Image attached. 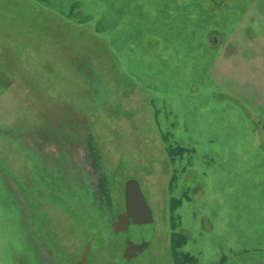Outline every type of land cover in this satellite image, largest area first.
<instances>
[{
    "label": "rangeland",
    "instance_id": "374dc122",
    "mask_svg": "<svg viewBox=\"0 0 264 264\" xmlns=\"http://www.w3.org/2000/svg\"><path fill=\"white\" fill-rule=\"evenodd\" d=\"M263 2L0 0V264H40L34 212L71 264L129 178L159 264L173 235L187 264H264V41L244 48ZM78 149L101 193L62 165Z\"/></svg>",
    "mask_w": 264,
    "mask_h": 264
},
{
    "label": "flooded vegetation",
    "instance_id": "af4514ba",
    "mask_svg": "<svg viewBox=\"0 0 264 264\" xmlns=\"http://www.w3.org/2000/svg\"><path fill=\"white\" fill-rule=\"evenodd\" d=\"M78 152L75 155H71V161L69 162H63L62 165H70L74 164L75 169L78 175H81L84 172L87 173L89 176V183H90V190L91 192H95V186L97 188L96 192L101 193V178L98 175H93L90 172V166L86 163L84 152L80 149L77 150ZM70 157V156H69ZM68 155H66V159L69 158ZM96 178L98 179V183L95 185ZM103 185V184H102ZM95 189V190H94ZM123 191H124V185H123ZM122 209L118 212L114 213V218L111 219L108 223H104L103 225H100L97 227L91 235L88 237L87 241L85 242V245L83 246L81 252L77 254L75 258L72 259L71 264H75L76 261L81 256L83 250L85 249L88 242L89 248L87 252L86 259L82 264H89L90 261V255L92 252L93 247H96V245L101 244L100 247H104L106 245L105 242H102L98 240L100 236L103 234V231H108L111 233V252L114 254V261L110 264H159V257L160 254H158L154 247H155V236L150 234L144 227V223H129L126 230H118L115 231L112 227V223L117 220V216L119 214L124 213L125 211V203H124V192H123V202H122ZM37 212H34V218L35 221L28 226H25L23 224L21 225V229H25L29 235V241L30 247H32V256H34L35 261L37 263V260H39L40 264H52L53 258L52 254L49 253V249L41 250L43 245H46L47 248H49V241L51 240L49 237H52V234L50 233L51 225H43L39 226L37 224L36 214ZM39 213V212H38ZM152 214V212H151ZM153 217H151L150 222H152ZM148 222V223H150ZM46 226V227H45ZM49 226V227H48ZM42 228V229H40ZM51 235V236H50ZM49 236V237H48ZM22 237H20L21 239ZM52 242V241H51ZM50 242V243H51ZM42 245V246H41ZM51 248L56 251V253L59 255L58 258L61 259V254L58 250L53 246H50ZM156 248V247H155ZM163 248L160 247V249L156 248V250L161 251ZM48 250V251H47ZM171 255V254H170ZM172 264L174 263V259L171 255Z\"/></svg>",
    "mask_w": 264,
    "mask_h": 264
},
{
    "label": "water",
    "instance_id": "95a60500",
    "mask_svg": "<svg viewBox=\"0 0 264 264\" xmlns=\"http://www.w3.org/2000/svg\"><path fill=\"white\" fill-rule=\"evenodd\" d=\"M124 203L125 211L117 216V220L112 223L115 231L126 230L129 223H148L151 220V209L141 191L139 182L134 178H129L124 183ZM90 242L86 245L81 256L75 264H82L86 259Z\"/></svg>",
    "mask_w": 264,
    "mask_h": 264
},
{
    "label": "crops",
    "instance_id": "0c3cea01",
    "mask_svg": "<svg viewBox=\"0 0 264 264\" xmlns=\"http://www.w3.org/2000/svg\"><path fill=\"white\" fill-rule=\"evenodd\" d=\"M262 5L264 6V2ZM253 13L257 14V20L252 24L249 23L245 26V31L247 32V44L244 45V48L255 47V44H257L258 41L260 42L261 39L264 41V13H261L258 9L253 11ZM245 31H242V33L246 34ZM257 53L258 51H256V54L254 55L257 56Z\"/></svg>",
    "mask_w": 264,
    "mask_h": 264
},
{
    "label": "trees",
    "instance_id": "16d2710c",
    "mask_svg": "<svg viewBox=\"0 0 264 264\" xmlns=\"http://www.w3.org/2000/svg\"><path fill=\"white\" fill-rule=\"evenodd\" d=\"M172 257L174 259V263L175 264H187L191 261H193V257L190 256L189 254H187L186 252L181 251L180 249H178V247L183 243V239L173 235L172 236Z\"/></svg>",
    "mask_w": 264,
    "mask_h": 264
}]
</instances>
